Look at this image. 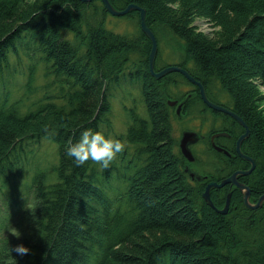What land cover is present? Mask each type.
Returning <instances> with one entry per match:
<instances>
[{"label":"trees","instance_id":"trees-1","mask_svg":"<svg viewBox=\"0 0 264 264\" xmlns=\"http://www.w3.org/2000/svg\"><path fill=\"white\" fill-rule=\"evenodd\" d=\"M110 1L117 9L146 8L159 43L155 70L184 67L211 101L249 125L242 151L256 166L240 181L257 203L264 194V114L256 103L264 99L248 80L258 72L264 84V0H201L202 14L249 24L219 47L196 33L191 18L163 16L174 0ZM110 15L102 0H0V264H264V201L252 208L234 184L213 187L215 207L226 210L220 213L204 196L211 181L251 166L233 152L243 124L211 108L181 72L153 76L149 37L140 26L131 33L108 28ZM127 15L140 20L138 10ZM256 27L253 42H242ZM123 83L131 102L121 103L127 121L119 130L110 90ZM177 99L186 127L207 121L208 112L218 120L193 163L180 149L179 113L169 104ZM86 129L125 143L108 169L92 161L76 166L67 156L68 142ZM214 132L230 135L217 143L233 156L216 150ZM44 139L58 152L49 169L35 158ZM33 168L28 191L26 183L19 190ZM21 215L28 220L18 241L7 231ZM20 244L28 254L12 252Z\"/></svg>","mask_w":264,"mask_h":264},{"label":"rangeland","instance_id":"rangeland-1","mask_svg":"<svg viewBox=\"0 0 264 264\" xmlns=\"http://www.w3.org/2000/svg\"><path fill=\"white\" fill-rule=\"evenodd\" d=\"M201 2H202L201 0H174L172 3H168V7L170 8V11H166L165 12L166 14L164 13L163 16L169 19L185 18L186 20L188 19V21H189V18H191L190 26L196 31L197 34L202 36L209 45L215 46V47H219L221 45L226 44L229 39H234V38L239 37L241 31L242 30L244 31V29H246V26L249 25L246 21H236L232 23V20L230 19H224L222 21H218V20H215V18H211L207 15H204L201 12L202 9H200ZM186 13H188L189 16H187ZM230 15H232L231 12H229L228 16ZM246 18L248 17L246 16ZM106 26L116 32H123L127 30L128 32L131 33L138 26H140L142 29L141 20L134 18V17L131 18L129 15H124V16L114 15L113 16L111 14L108 17ZM257 29H258L257 27L250 29L248 36H246L242 40V42H245V41L253 42L254 39L252 38L251 35L252 34L254 35L255 32H257ZM38 71H39L38 75L43 72L41 68ZM19 79L23 81L24 77H20ZM18 82L20 83L19 80ZM42 82L43 80L40 78V76L37 77V83H42ZM248 82L250 84L249 86L250 88L259 89L262 95V98L264 99V84L262 83V79L259 73L257 72V74H254L253 77L248 80ZM124 85L125 83H123V85L118 86L116 88L113 87L112 85L111 90H110V93L113 92V94H115L114 98L112 99L115 104L114 110L116 114V117L114 120L117 123L115 125H117V128L119 130L124 129V124H126V121H127L126 113L123 110L121 103L131 102V100H129L127 96L125 97L124 94L122 93V92L125 93L128 91V88ZM182 102L183 101H181L179 105H182ZM256 105H259L258 110H260L264 114V100H262L261 102L259 101L258 103H256ZM183 116L185 115L177 114V117L175 119V123L177 126V136L179 138V145H180L181 138L183 137V134L186 131H195L196 132L195 140L189 143V147L191 148V150H195L198 147V144L196 145V147H194L195 143H197L202 137L205 136L208 126L211 124L209 128V131H211L213 127L212 124L213 125L216 124L218 120L212 112H208L206 116L207 121L204 120L200 122V119H197V120H194V122H190L192 127H186L185 126L186 122H183V120H181V117ZM212 121H214V123H212ZM36 149L39 150L37 152L39 153V155L35 157L36 159H40V163L38 164V166L40 168L44 167V168L49 169L55 163L56 155H58V152H56L54 143L49 142L48 140L44 139L42 143L40 144V146L37 147ZM37 171H39V169H37ZM33 172H34V168L29 172L28 175L24 177L23 180L17 183L16 187L19 190H20V186L26 183L24 186V191H28L29 189L28 181L30 180V183H31ZM214 208L216 209V211L217 209H222V208H217V207H214ZM205 217H206V220L211 225H213V218H211L207 214H205ZM27 220L28 219L26 218V216L23 217V215H21L18 220H13L10 223L9 229L7 231V236H9V234L11 233L19 241V238H22L26 233ZM228 250H231V249H228Z\"/></svg>","mask_w":264,"mask_h":264},{"label":"water","instance_id":"water-1","mask_svg":"<svg viewBox=\"0 0 264 264\" xmlns=\"http://www.w3.org/2000/svg\"><path fill=\"white\" fill-rule=\"evenodd\" d=\"M82 1H92V0H82ZM102 1L105 5L106 9L112 15L124 16V15H127L132 10H138L140 12V20H141L142 29L152 42V49H151L150 58H149V68H150V72L152 73L153 76H155L156 78H161L170 72H181L189 81H191L192 83H194L195 85L198 86V88L200 89V95H201L202 99L211 108L218 110V111H222L224 113H227V114L233 116L235 119H237L240 123H242L245 126L246 132L241 135V137L238 141V148L237 149H238L239 154L242 157L249 159L252 162L253 166L249 170L236 171V172H234V174L225 178L222 181H211L207 185V188L204 192L205 198L211 203V205H214V203L211 199V195H210L211 189L213 187L221 188L227 184H234L235 186L239 187L243 191L245 203L249 207L257 208V207L261 206V204L264 200V194L260 197V199L258 200L257 203H255V204L251 203L249 200V198L251 196L250 187L247 184L241 182L238 178V176L240 177L241 175L249 174L255 168L254 159L250 158L247 154H245L241 148L242 141L250 134V128L247 125V123L236 112L225 107L224 105H221V104H218V103L211 101V99L207 95V92H206V89H205L203 83L201 81L197 80L193 75H191V73L187 69H185L184 67H181L179 65H169L167 67H164L161 70H158V71L155 70V58H156V55L158 53L159 45H158V40L156 38L155 33L152 31V29L147 24L146 8H144L138 4H135V3H131L124 9H117L114 7V5L111 3L110 0H102ZM177 103H178V100H170L169 101L170 105H175ZM180 109H181V105L178 106V109H177L178 113L180 112ZM219 134H222V133H218L216 135H219ZM195 136H196L195 131H186L183 134V137L181 138V141H180V148H181L182 152L184 153V155L188 158L189 161L195 160V155H194L193 151L191 150V148L189 147V143L193 142L195 140ZM187 170H189V167H187ZM223 211L226 212V210H223Z\"/></svg>","mask_w":264,"mask_h":264},{"label":"clouds","instance_id":"clouds-1","mask_svg":"<svg viewBox=\"0 0 264 264\" xmlns=\"http://www.w3.org/2000/svg\"><path fill=\"white\" fill-rule=\"evenodd\" d=\"M45 132L49 129L46 127ZM125 143L111 135H105L103 131H94L92 129L84 130L77 142L71 141L66 145L67 156L74 159L76 166H83L92 161L101 165L103 169H108L119 153L125 150ZM18 255H26L29 248L23 244L17 245L12 252Z\"/></svg>","mask_w":264,"mask_h":264},{"label":"flooded vegetation","instance_id":"flooded-vegetation-1","mask_svg":"<svg viewBox=\"0 0 264 264\" xmlns=\"http://www.w3.org/2000/svg\"><path fill=\"white\" fill-rule=\"evenodd\" d=\"M157 56V55H156ZM156 59V58H155ZM178 100V99H177ZM180 100H178V103L177 104H175V105H173V106H175L177 109H178V106H179V104H180ZM177 109H176V112H177ZM183 106H181V109H180V112H179V114L181 115V114H183ZM178 113V112H177ZM248 125V124H247ZM244 126V125H243ZM249 126V125H248ZM250 128V127H249ZM246 132V128H245V126H244V131H242V133L238 136L237 135V138H236V145H235V150L233 151V152H238V141H239V139H240V137H241V135L242 134H244ZM250 132H251V130H250ZM218 133H222V134H219V135H216V134H218ZM209 135V132L207 131L206 133H205V136L204 137H207ZM250 135V134H249ZM248 135V136H249ZM247 136V137H248ZM219 137H228V138H230V135H226V133H224V132H214V133H212L211 135H210V137H209V139H210V141H211V143L213 144V146L216 148V150L218 151H220V152H223L224 154H229V155H231V156H233L234 155V153L231 151V150H229V149H227L226 148V146H220V145H218V143H217V139L219 138ZM246 137V138H247ZM245 138V139H246ZM244 139V140H245ZM200 141V140H199ZM243 142V141H242ZM206 145V144H205ZM201 148H202V141H200V143H199V146H198V150H201ZM241 148H242V150H243V147H242V144H241ZM220 149H222V150H220ZM196 150V149H195ZM195 150L193 151V153H194V155H195ZM199 152H201V151H198V153ZM239 153V152H238ZM244 158V157H243ZM246 159V158H245ZM195 160H196V158H195ZM195 160H193V161H189L190 163H193ZM253 166V164L251 163V166L248 168V169H236V170H234V171H232L231 173H230V175L229 176H231L232 174H234V172H236V171H239V170H249L251 167ZM255 166H256V164H255ZM254 170V169H253ZM252 170V171H253ZM251 171V172H252ZM250 172V173H251ZM242 176V175H241ZM240 176V177H241ZM240 177L238 176V178H239V180H240Z\"/></svg>","mask_w":264,"mask_h":264},{"label":"bare ground","instance_id":"bare-ground-1","mask_svg":"<svg viewBox=\"0 0 264 264\" xmlns=\"http://www.w3.org/2000/svg\"><path fill=\"white\" fill-rule=\"evenodd\" d=\"M180 149H181V148H180ZM211 197H212V196H211ZM212 206L215 207V205H212ZM217 211H218V212H221V213H226V212L223 211V209H217Z\"/></svg>","mask_w":264,"mask_h":264}]
</instances>
